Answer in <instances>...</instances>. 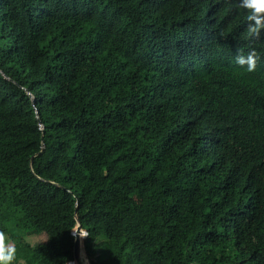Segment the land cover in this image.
Instances as JSON below:
<instances>
[{
  "label": "trees",
  "instance_id": "16d2710c",
  "mask_svg": "<svg viewBox=\"0 0 264 264\" xmlns=\"http://www.w3.org/2000/svg\"><path fill=\"white\" fill-rule=\"evenodd\" d=\"M235 4L0 0L17 264L70 263L77 223L90 264H264V33Z\"/></svg>",
  "mask_w": 264,
  "mask_h": 264
},
{
  "label": "clouds",
  "instance_id": "9594fccd",
  "mask_svg": "<svg viewBox=\"0 0 264 264\" xmlns=\"http://www.w3.org/2000/svg\"><path fill=\"white\" fill-rule=\"evenodd\" d=\"M235 7L242 10L244 33L248 40L260 38L264 33V0H236ZM258 59L256 49L251 48L246 54L238 51L235 63L251 73L255 71ZM16 253L15 241L5 231H0V264H17Z\"/></svg>",
  "mask_w": 264,
  "mask_h": 264
},
{
  "label": "water",
  "instance_id": "95a60500",
  "mask_svg": "<svg viewBox=\"0 0 264 264\" xmlns=\"http://www.w3.org/2000/svg\"><path fill=\"white\" fill-rule=\"evenodd\" d=\"M77 227L78 230L76 233L71 232V235L74 239L72 249L73 260L70 262V264H90L83 244V240L86 237V233L81 229L78 223ZM83 260L85 261V263Z\"/></svg>",
  "mask_w": 264,
  "mask_h": 264
},
{
  "label": "crops",
  "instance_id": "0c3cea01",
  "mask_svg": "<svg viewBox=\"0 0 264 264\" xmlns=\"http://www.w3.org/2000/svg\"><path fill=\"white\" fill-rule=\"evenodd\" d=\"M46 239V237L44 235H42V237H36L35 239H33V242L36 243V242H44Z\"/></svg>",
  "mask_w": 264,
  "mask_h": 264
},
{
  "label": "rangeland",
  "instance_id": "374dc122",
  "mask_svg": "<svg viewBox=\"0 0 264 264\" xmlns=\"http://www.w3.org/2000/svg\"><path fill=\"white\" fill-rule=\"evenodd\" d=\"M137 200V199H136ZM42 237V236H41ZM84 261V260H83ZM84 263H85V261H84ZM86 264V263H85Z\"/></svg>",
  "mask_w": 264,
  "mask_h": 264
},
{
  "label": "built area",
  "instance_id": "2783aa9c",
  "mask_svg": "<svg viewBox=\"0 0 264 264\" xmlns=\"http://www.w3.org/2000/svg\"><path fill=\"white\" fill-rule=\"evenodd\" d=\"M68 264H70V263H68Z\"/></svg>",
  "mask_w": 264,
  "mask_h": 264
}]
</instances>
